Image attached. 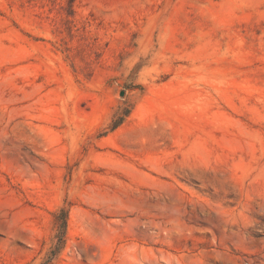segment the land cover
Here are the masks:
<instances>
[{"label": "rangeland", "instance_id": "374dc122", "mask_svg": "<svg viewBox=\"0 0 264 264\" xmlns=\"http://www.w3.org/2000/svg\"><path fill=\"white\" fill-rule=\"evenodd\" d=\"M0 264H264V0H0Z\"/></svg>", "mask_w": 264, "mask_h": 264}]
</instances>
